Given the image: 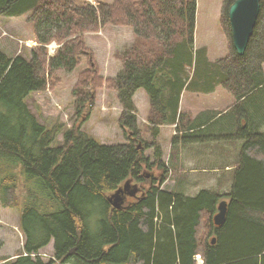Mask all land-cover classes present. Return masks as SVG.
<instances>
[{"label": "trees", "instance_id": "16d2710c", "mask_svg": "<svg viewBox=\"0 0 264 264\" xmlns=\"http://www.w3.org/2000/svg\"><path fill=\"white\" fill-rule=\"evenodd\" d=\"M234 1L224 0L221 7L229 53L210 61L206 48L194 47L197 0H115L98 7L72 0H0V17L31 13L41 43L28 55L14 56L0 43V194L4 205H15L22 200L17 190L27 191L19 220L27 254L4 264H59L33 257L52 240L60 263L197 264L202 254L203 264H264V0L244 54L232 46L228 7ZM106 24L131 28L135 35L118 53L122 67L107 83L123 106L120 126L130 131L127 142L115 145L82 129L95 104L85 86L99 81L84 38ZM53 39L61 47L48 57L45 45ZM88 54L91 77H81L72 90L73 116L81 124L69 128L59 118L42 124L30 96L46 89L48 71H73ZM220 85L236 99L224 114L232 118L222 136L243 145L226 193V220L214 226L221 194L204 189L187 195L159 186L168 172L162 147L157 141L140 144L133 100L138 89L146 90L149 119L158 125L153 138L160 136L159 125L174 124L191 140L200 134L194 122L183 125L182 92L209 93ZM149 147L152 155L145 152ZM153 166L163 175L148 180L146 169ZM131 179L150 187L137 202L115 208L109 195ZM205 217L215 243L198 235Z\"/></svg>", "mask_w": 264, "mask_h": 264}, {"label": "rangeland", "instance_id": "374dc122", "mask_svg": "<svg viewBox=\"0 0 264 264\" xmlns=\"http://www.w3.org/2000/svg\"><path fill=\"white\" fill-rule=\"evenodd\" d=\"M72 1L79 4L86 3L98 7L100 4L112 3L115 0ZM209 1L210 0H200V4L204 7L207 6ZM29 15H31V13H27V15L21 17H0V43L2 44L3 49L12 56L17 54L28 55L31 50H36L41 46L35 29H33L34 24L29 20ZM134 36L131 28L106 24L103 27L101 26L96 32H89L84 38L88 45L87 52L92 54L91 57L97 68L95 72L99 81L97 83H89V85L85 86L84 92L94 94L95 104L90 119L82 124V129L97 137L99 141L109 145L125 143L130 136V131L120 126L123 106L121 102H119L118 92L116 89L109 87L107 83L119 73L122 64L118 57V53L133 43ZM45 47L47 48L48 57H53L57 54L56 52H58L61 47V43L53 39L46 44ZM89 58V54L82 55L80 63L73 71H67L65 69H54L53 72L48 71L46 78L48 79V84L46 89L33 92L34 94L30 96L29 106L35 111L42 124L50 125L55 118L62 120L69 128L74 124H81L82 119L73 116L74 104L72 103L75 99L72 90L80 84L81 77H91L90 70H87L93 67L90 65ZM222 88L225 91H228L223 86ZM143 115L145 117V114ZM138 123V127L142 131L140 139H143V141H140V144H152L154 141H157L161 145L163 154L165 155L171 131H175L176 128L164 127L163 130L161 128L160 136L158 138H153V130L156 126L153 125L149 116H147L145 120L141 117ZM62 138L63 135L60 134L58 136L59 141H62ZM240 147H242V144ZM172 149H175V147L173 146ZM152 151H154L153 147L146 148L145 150L146 153L151 155L153 153ZM172 151V154H174L175 151ZM240 151L241 148L239 153ZM229 162L234 164V166L239 163L237 159L230 160ZM194 163L218 166L221 162H211V160H207ZM165 164L168 172L165 175L166 180L162 184L161 182H158L161 189L183 191L187 195H196L200 190L207 189L222 195L220 199H218L219 203L222 200L228 201L229 197L226 193L229 192L231 188L230 186H232L235 168L230 170V173L225 170L224 167L219 170H207L209 172H202L203 170L191 172L190 166L187 165L186 172L178 169H174L171 172L170 166L172 167V165L170 164V161H165ZM194 168L196 167L194 166ZM163 172V169H159L156 166L148 167L146 169V178L148 180H151L152 177L158 178L163 175ZM184 181L186 182L185 185H183ZM131 184L132 186L133 184H137L140 188L137 195L145 192L144 190L147 191L150 187L148 182H137L132 179ZM112 193L114 192L112 191ZM17 194L20 197L22 196V200L15 205H4L0 194V257L4 258L0 260V264H4L11 260L12 262H15L17 261L16 259H18V256L27 254L24 252L23 247L25 244V234H22L20 227L21 221H19L27 191L24 187L23 189L20 187L17 190ZM217 212L218 209L215 214ZM215 214L212 216L213 223ZM207 215H209V213H207ZM210 225V221L205 217L198 233L201 241H209V238H213V235H215L211 234L212 227ZM91 227L92 231L95 230V218L91 219ZM53 244L52 240L49 245L43 247L40 252L37 255H33V257H39L45 263L55 261L59 264H78L75 260L67 263L58 262L57 258H55ZM196 263H204L202 254L196 255Z\"/></svg>", "mask_w": 264, "mask_h": 264}, {"label": "crops", "instance_id": "0c3cea01", "mask_svg": "<svg viewBox=\"0 0 264 264\" xmlns=\"http://www.w3.org/2000/svg\"><path fill=\"white\" fill-rule=\"evenodd\" d=\"M224 0H210L207 6L202 7L200 0H197L196 11V28H195V48H206L207 57L210 61H216L227 55L229 52L228 40L221 26L222 6ZM27 15V14H24ZM14 16V17H21ZM6 17V16H1ZM11 17V16H7ZM13 18V16H12ZM145 89L140 88L134 94L135 104L138 108V118L145 120L149 116L151 104L149 96ZM236 104V99L222 86L209 93L193 92L184 90L180 98L179 114H183V125L189 122L195 123V131L200 135L191 140L183 137L186 129H175L171 131L170 139L163 159L170 161L172 165L171 172L174 169L186 172L187 165L190 166L191 172L203 170H219L225 168L230 173L236 166L230 163V160H238L239 150L243 141L231 137H225L226 120L232 117H226L224 114ZM144 112V113H143ZM145 114V117L143 114ZM198 118V119H196ZM158 127V125H156ZM232 126V124H231ZM161 128L175 127L174 124L159 125ZM231 128V127H230ZM193 133V130H191ZM177 141L174 142V137ZM158 138V137H157ZM102 142V141H101ZM173 146L175 149H172ZM172 150L175 151L172 154ZM219 161L218 166L195 164L197 161ZM168 164V163H167ZM194 166L196 168H194ZM193 169V170H192ZM228 173V174H229ZM185 181L183 185H185Z\"/></svg>", "mask_w": 264, "mask_h": 264}, {"label": "water", "instance_id": "95a60500", "mask_svg": "<svg viewBox=\"0 0 264 264\" xmlns=\"http://www.w3.org/2000/svg\"><path fill=\"white\" fill-rule=\"evenodd\" d=\"M261 0H235L228 10L229 22L232 31L233 45L239 54H244L253 35L257 18L261 9ZM131 189V190H130ZM137 184H131V180H127L125 184L114 190L109 195L111 205L117 209L123 208L125 197L127 195L137 196L139 192ZM228 211V201L222 200L218 205V212L214 215V224L216 226L225 222ZM214 225V226H215ZM215 243L216 239L212 238Z\"/></svg>", "mask_w": 264, "mask_h": 264}, {"label": "flooded vegetation", "instance_id": "af4514ba", "mask_svg": "<svg viewBox=\"0 0 264 264\" xmlns=\"http://www.w3.org/2000/svg\"><path fill=\"white\" fill-rule=\"evenodd\" d=\"M144 189V188H143ZM143 193H141L140 195H142ZM139 195H137V196H130V195H127L126 197H125V203L124 204H130V203H134V202H137V197H138ZM125 205V206H126Z\"/></svg>", "mask_w": 264, "mask_h": 264}, {"label": "built area", "instance_id": "2783aa9c", "mask_svg": "<svg viewBox=\"0 0 264 264\" xmlns=\"http://www.w3.org/2000/svg\"><path fill=\"white\" fill-rule=\"evenodd\" d=\"M196 258V257H195Z\"/></svg>", "mask_w": 264, "mask_h": 264}]
</instances>
